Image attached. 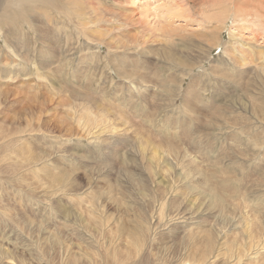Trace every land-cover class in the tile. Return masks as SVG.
<instances>
[{
    "label": "rangeland",
    "instance_id": "1",
    "mask_svg": "<svg viewBox=\"0 0 264 264\" xmlns=\"http://www.w3.org/2000/svg\"><path fill=\"white\" fill-rule=\"evenodd\" d=\"M32 2L0 31V264H261L264 7Z\"/></svg>",
    "mask_w": 264,
    "mask_h": 264
},
{
    "label": "bare ground",
    "instance_id": "2",
    "mask_svg": "<svg viewBox=\"0 0 264 264\" xmlns=\"http://www.w3.org/2000/svg\"><path fill=\"white\" fill-rule=\"evenodd\" d=\"M32 1H34V0H0V31H2L5 26L10 28V31L8 30L5 33V37L7 39L8 38H14V37L18 36V28L20 27V25L24 24V23L28 24V22L30 21L31 17H33L34 15H37V17L41 16V14H39L38 12L34 11V9H33L34 3ZM35 1H41V0H35ZM250 1L257 8H259V6L264 7V0H250ZM246 5H249V3L247 1H246ZM165 6L170 7L168 5V3L167 4L165 3ZM239 9H241L242 11H247L248 7L245 6L244 3H241L240 5L238 4V6H235V11H234L235 15L239 14ZM177 14H178V12H177ZM230 14H232V13H230ZM120 15L124 16L126 20H127V18L129 16H131V15H128V14H125V13H122ZM174 16H175V14H174ZM130 18L131 17H129V19ZM9 21L11 22V24L9 23ZM21 31L22 30L20 29V32ZM16 32H17V34H16ZM38 36H39L40 41L45 42V40H46L45 35L39 34ZM178 40H180L185 45V41H184L183 37H181V36L179 37L178 36ZM53 51H55V50H53ZM53 51H52V53H53ZM240 57L242 58L241 62L243 64V66H244L245 65L244 62H246L245 61L246 59L244 57H242V56H240ZM126 77H129V78L138 77V79H140V78L144 79V78H146L148 76L145 73H144V76L142 75V73H140V74L139 73H135V74L129 73ZM76 94L79 95L80 92L78 90H76ZM216 201L219 202L220 204H222L221 201H223V200L220 197L217 196L216 197ZM208 244L213 247V241L212 240H208ZM259 262L261 264H264V260L262 262L261 261H259ZM256 264H258V263L256 262Z\"/></svg>",
    "mask_w": 264,
    "mask_h": 264
}]
</instances>
